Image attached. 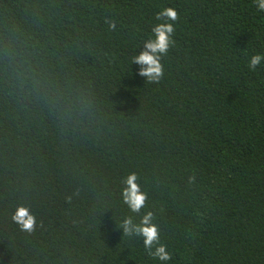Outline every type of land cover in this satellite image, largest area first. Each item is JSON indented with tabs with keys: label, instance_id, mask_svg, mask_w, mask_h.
I'll list each match as a JSON object with an SVG mask.
<instances>
[{
	"label": "trees",
	"instance_id": "1",
	"mask_svg": "<svg viewBox=\"0 0 264 264\" xmlns=\"http://www.w3.org/2000/svg\"><path fill=\"white\" fill-rule=\"evenodd\" d=\"M164 7L176 45L149 84L131 58ZM257 53L254 0H0V264H162L119 228L147 211L167 264H264ZM130 172L139 215L121 197Z\"/></svg>",
	"mask_w": 264,
	"mask_h": 264
},
{
	"label": "clouds",
	"instance_id": "2",
	"mask_svg": "<svg viewBox=\"0 0 264 264\" xmlns=\"http://www.w3.org/2000/svg\"><path fill=\"white\" fill-rule=\"evenodd\" d=\"M254 2L257 10L264 12V0H254ZM155 19L157 23L152 25L149 38L143 41L142 50L131 58L132 63L138 65V75L144 77L149 84H159L165 77L163 58L169 54V49L176 45L175 22L180 19V16L174 7H164L156 12ZM106 23L109 29H114L117 22L115 19H108ZM262 63H264V54L257 53L250 57L248 67L255 70ZM122 183L124 185L121 191L123 203L127 205L131 213L139 215L146 207L148 195L141 189L137 173H128ZM12 219L23 231L32 232L37 226L36 217L27 206H18ZM119 228L125 236L141 237L149 257L162 264H167L172 259L173 254L168 246L160 241V229L155 223L152 211L140 215L139 222H136L131 215L126 216Z\"/></svg>",
	"mask_w": 264,
	"mask_h": 264
}]
</instances>
